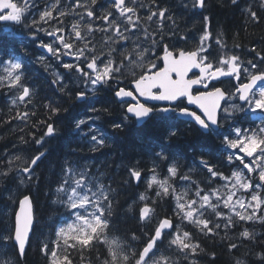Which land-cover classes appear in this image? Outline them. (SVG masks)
<instances>
[{"label": "snow or ice", "instance_id": "6c2138e0", "mask_svg": "<svg viewBox=\"0 0 264 264\" xmlns=\"http://www.w3.org/2000/svg\"><path fill=\"white\" fill-rule=\"evenodd\" d=\"M232 3L236 4L237 0H232ZM204 6L205 0H193V8ZM261 7L264 8V0H261ZM33 11L38 12V18L33 16L29 23L28 16ZM247 11L253 21L259 20L250 7ZM68 17L73 19L70 24H65ZM207 19L205 17V21ZM167 21L176 25L169 9L162 7L159 0H149L148 4L144 0H104V3L100 0H68L64 4L62 0H50L42 7L37 0H0V24L4 25L0 27V48L22 40V34L10 27L13 25L27 27L33 40L41 32L51 37V43L41 40L39 47L60 60L65 69L80 75L86 90L77 92L76 99L85 103L89 102V92L95 95L100 87L112 82L119 85L122 79L130 77L132 89L117 87L114 92L121 101L129 97L136 101L127 105L125 120L131 116L139 124L150 119L166 122L188 117V122L194 123L203 137L220 140L219 151L226 156L229 165L239 162L230 175H225L201 156L198 163L206 170L207 177L200 180L193 179L191 168L182 173L177 161L169 164L167 177L158 179L154 161L147 189L157 186V199L171 195L175 201L173 215L181 223L194 225L204 235L217 236L221 229L227 233L250 222L264 224V71H257L259 66L252 60L245 64L238 55L225 52L227 44L219 35L215 43L221 54L212 58L209 43L212 34L207 27L195 49L170 48L164 43ZM98 33L101 34L99 40ZM157 50H161L162 54L158 55ZM5 55L7 58H0L3 70L0 89L14 93L11 99L13 107L23 105L25 109L17 111L12 119L27 122L36 115L28 110L34 92L24 82L21 60L11 51ZM256 55L264 61L259 52ZM63 57H71L74 62H64ZM194 70H198V74ZM242 76L245 79L242 80ZM222 77H230L237 82L234 91L213 87L207 91L197 89L196 94L193 93L194 86L208 89L211 81ZM58 82H61L59 74L53 83ZM134 93L146 100L166 101L169 106H148L139 102ZM235 99L242 103H231ZM184 100L187 105H195L199 113L187 106L182 107ZM45 107L51 115L47 120L37 122L45 126L43 136L35 139V143L41 146L45 137L55 135L56 128L49 121L61 111L51 104ZM253 114H257L255 119L260 124L254 128L244 127L243 121ZM86 123L85 120H77L75 127L80 129ZM123 126L122 122L113 124L114 129ZM90 131L93 132L92 150L105 146L104 134L98 129L90 128ZM178 131L174 123H169L163 139L172 140L177 137ZM170 155L163 144L161 151L155 153L159 160H168ZM44 156V151L38 152L25 161V166L17 169L21 173V183L25 179L31 180L35 167ZM8 174V171L0 172V176ZM63 174L57 193L62 197L60 202L69 210L71 220L57 228L51 247L48 243L43 244L41 251L48 257L49 264H73V252L79 254L81 264H93L85 255L93 250L97 251L95 259L98 264H179V257L189 261V264H196L190 258L203 249L194 241L192 233L174 224L171 217L158 221L154 235L139 251L123 245L117 237H110L114 190L91 177L87 169H78L70 163ZM129 179L139 182L142 171L130 168ZM177 181L184 185L179 191L175 186ZM139 200L143 202L139 208V219L150 222L155 215L156 201L149 203L150 197L144 193L140 194ZM32 224V202L29 196H24L19 201L14 233L0 237V241L5 244L12 241L18 254L23 256ZM239 236L244 240L255 239V234L247 227L240 231ZM165 239L167 247L162 248ZM99 245L105 246L106 256L99 254ZM238 247L236 243L229 244L230 251ZM173 253H178L179 257L174 258ZM236 264L244 262L237 260Z\"/></svg>", "mask_w": 264, "mask_h": 264}, {"label": "trees", "instance_id": "16d2710c", "mask_svg": "<svg viewBox=\"0 0 264 264\" xmlns=\"http://www.w3.org/2000/svg\"><path fill=\"white\" fill-rule=\"evenodd\" d=\"M162 1L178 6L182 10L177 12L174 7L171 8L170 6L168 8L171 10L173 18L176 17L177 21H181L180 25H176L179 31L178 35L187 36L188 38L199 36L203 34L205 27H207V30L212 34L211 42L213 46H216L219 51L221 50L215 43L218 35L227 44L225 52L235 53L241 60L246 62L252 60L259 66L257 71H264V61H261L256 55L259 52L261 56H264V8L261 7V0H237L236 4H233L232 0H207L202 12L192 7L193 0ZM182 1H184L183 4ZM249 7L257 13L258 21H253L250 18L247 11ZM205 17L208 18L207 21H205ZM236 45H239V47H236ZM4 48V46L0 48V52H3ZM252 49H255V51H252ZM26 74L27 72L24 70V77H26ZM38 84L36 81L31 82L34 95L32 97L33 104L28 106V110L30 112L34 111L36 115L30 117L27 122L12 119L17 111H23L21 107L15 108L11 104V98L14 96L13 92L8 93V89H0V172H9L7 176H0V237L14 233L15 212L22 197L26 195L32 197L36 217L35 231L24 258L21 259L12 241H8L7 244L0 241V264H5L6 261L9 264H49L48 257L41 251L42 246L44 243H48L51 247V241L56 238L57 228L65 221L71 220L69 210L60 202L62 197L57 193V189L63 180V170L68 163L78 169H87L91 177L105 185H110L114 190L112 193L113 208L110 218V236L117 237L123 245L131 246L137 251L142 250L148 239L154 235L158 221L165 217H171L175 224H179L184 230L192 233L195 242L209 243L205 236H200L198 228L187 222L181 223L173 215L175 201L171 195L157 199L155 195L156 188L147 189V181L152 175L151 169L154 166V161L160 179L167 177V164L173 161L179 162L182 173L188 172L190 168H186V161L185 163L182 162V153L184 152L188 156H196V158L202 156L197 153L190 155L189 152H185L189 148L201 152L202 147L194 145V138L189 140V148H181L179 142H176L177 145L170 144L168 150V153L171 154L170 158L159 160L155 157L159 147L158 134L154 135V132H158L159 129L152 128V125L148 124L136 131L139 135L141 134L140 137L143 140H146V145L149 147L147 152L139 143L141 138L131 137L128 133L124 134L123 131L111 129L113 119L112 122H107L99 116L100 131L102 133L108 131L110 135L106 139L105 146L93 151L91 135H86L87 140L85 143H78L79 135L75 133V130L78 133L87 131L86 124L81 126L80 129L75 127L76 121L83 118L81 115L85 107L81 104L77 105L76 102L72 107L64 104L63 100L67 96L70 97L67 89H60L57 103L52 104L51 96L55 92L53 94L52 88V90L46 88L44 92L50 97L46 102H43L37 95L40 89ZM48 104L59 107L61 111L52 116L49 121L55 125V135L45 137V142L41 146L35 143V139L43 136L45 126L37 122L47 120L51 115L45 107ZM113 136L122 138V142L119 141L118 143L120 149L116 146L115 150H110ZM147 139L149 140L147 141ZM151 148L154 149L153 152L150 151ZM41 151L45 152V156L36 166L31 180L25 179L21 183V173L17 169L25 166V161ZM103 156H105L104 159H102ZM16 157H19V159H16ZM197 166L196 161V164L191 167L193 169V179H198L199 169ZM130 168H138L142 171L140 182L129 179ZM175 186L178 191L184 187L183 183L179 181L175 182ZM141 193L150 197L149 203L153 200L156 201L154 204L155 215L150 222H142L139 219V208L143 206V202L139 200ZM258 224V222L250 223V227L252 230H256L259 228ZM245 225L240 226L241 228L231 229L232 236L234 235L235 239L238 238L241 229ZM260 226L264 228V224H260ZM133 236L136 239H132ZM256 242L248 243L243 247L236 240L239 247L233 249L231 262L236 264L237 260H242L245 262L244 264H258L261 261L259 264H264V246H261L264 242L262 241L260 244ZM167 243L168 241L165 239L161 247L166 248ZM209 244L206 248L202 247L203 252L209 255L213 251L217 256L215 260H200L197 255L190 259L195 260L196 264H228L223 254L226 253V250L228 252L229 245H224L223 248ZM98 251L101 257L107 255V250L103 245L98 246ZM85 255L93 261V264H98L95 259L96 250L85 253ZM72 256L73 264H81L78 253L73 252ZM173 257L177 258L179 254L173 253ZM179 264H189V261L179 257Z\"/></svg>", "mask_w": 264, "mask_h": 264}, {"label": "flooded vegetation", "instance_id": "af4514ba", "mask_svg": "<svg viewBox=\"0 0 264 264\" xmlns=\"http://www.w3.org/2000/svg\"><path fill=\"white\" fill-rule=\"evenodd\" d=\"M160 1V0H159ZM50 0H37L38 5L41 7L44 6L45 4H48ZM68 0H62V4L67 3ZM100 3H104V0H100ZM145 4L149 3V0H144ZM162 7H167L169 8L170 6L165 4L164 6L161 5ZM175 7V5H174ZM102 11V9H101ZM169 12L171 14V10L169 9ZM145 14V13H142ZM33 16H36L38 18V12L33 11L29 16L27 22L30 23L31 19ZM72 17H68L65 19V24H70ZM52 23H55L53 21ZM167 27L164 29L165 32V40L164 43L168 44L170 48H175V49H185V50H193L196 48L197 44L199 43L200 37L199 36H193V37H187V36H181L178 35L179 31L170 21H167ZM0 27H4L3 24H0ZM11 28H15L18 33L22 34V40H18L14 42L11 45L5 44L4 47L7 48V50H4L3 53L0 52V58H7L5 53L11 51L13 55L18 57L21 62L24 65V70H37L39 74L41 75V79L38 80V78H34L36 80V83L38 82L40 85L39 93H37L38 98H40L43 102H46L50 96L46 94L44 91L46 88H52V93L55 94L51 96V103L55 104L57 99L59 98V90L60 89H67V91L70 94V97L67 96V98L64 101V104L72 107L75 102L78 104L83 105V107L86 108L85 110V115L83 116L82 119L80 120H85L86 123V129L89 132V135H92L93 132L90 131V128L95 130L98 127V120L99 116L105 119L110 118L114 119L116 123H123V127L120 129H115L117 131H123V133H128L131 137H139L141 138V142H139L145 151L149 149V147L146 145V140H143L141 134L136 133V131H139L140 129L144 128L146 125L151 124L152 128L154 127L155 129H159L158 132H154V135L158 134V149L157 152L161 151V146L160 145H165L166 146V152H168L170 148V144H175L177 145L176 142H179V145H181V148L183 147H188L189 148V140L194 138L193 143L194 145L201 146L202 148L200 149L201 152H197V150L193 151V149H188L185 150V152H189L190 155L193 153L201 154L206 160L209 161V163L216 165L221 171L224 172L225 175H230L232 170H234L239 162H234L233 164L229 165L226 161V156L219 151L220 147V140L216 137H209L205 138L201 135V133L198 131L197 126L194 123L188 122L189 119L179 117L178 120H172V121H159L156 119H150L142 124H138L134 118L129 116L128 120H125L124 117L126 115L125 109L129 103H136V101L132 100V98H124L123 101L119 100L115 95L114 92L117 87H124L125 89H132L133 85L131 84V78L129 77L128 79H122V82L117 85L115 82L110 83L109 85H105L103 87H100L95 95H92L91 92H89V102L85 103L83 101H78L76 99V93L80 91H85V84L83 83L80 75L76 73L74 70L69 71L68 69H65L60 60H57L55 57L51 56V54L47 53V51L41 47H39V43L42 40L45 43H51L52 38L46 36L44 33H37V39L33 40L31 38V34L29 32V29L27 27H20V26H10ZM45 27H48V25H45ZM175 32V35H172V33ZM101 34H97V40H99ZM167 35V36H166ZM158 38V37H157ZM211 44L210 48V53L212 58H218L219 55L221 54V51L218 50L216 46H213L211 40L209 41ZM99 47V45H98ZM228 54H235L231 52H227ZM157 54H162L161 50H157ZM236 55V54H235ZM43 57V59H41ZM64 62H74L71 57H63L62 58ZM243 61V60H242ZM246 64V61H244ZM2 70V68H0ZM258 70V69H257ZM198 74V70H194ZM57 74H59L61 78V82L58 83H53L54 80L57 79ZM25 80L24 82L30 87L31 86V81L28 77V75H25ZM192 74L190 73V77ZM241 79H245L244 76L241 77ZM236 81L233 78L230 77H222L219 80L211 81L209 83L208 89L203 88V86H194L193 88V93L196 94L197 89L199 91H207L211 90L213 87H219L227 92H232L235 90V85ZM88 89H91V85H88ZM134 95L137 96V99L141 103H145L148 106H153L156 105L158 107H166L169 106L168 102L166 101H151V100H146L143 97H139L138 94L134 93ZM12 99V98H11ZM233 103H239L240 101L238 99H235L231 101ZM30 106V105H29ZM32 106V104H31ZM100 106V108H98ZM109 106V107H108ZM181 106H187L190 108V110L197 111L199 113V110L194 107L193 105H187V101L184 100L183 104ZM21 107V110L24 111L23 105L19 106ZM91 109H96V111H92ZM106 109V111H105ZM170 115V114H169ZM251 117V116H250ZM106 121V120H104ZM255 123L260 124L259 120H253L249 121V119H246L243 121V126L244 127H252L251 125ZM89 123V124H88ZM169 123H174L176 127L178 128V135L177 137L173 138L172 140H164L163 137L166 134V129L168 127ZM111 124V123H110ZM54 125V123H53ZM255 125V124H254ZM55 127V125H54ZM111 129H113V124H111ZM99 130V129H98ZM100 131V130H99ZM156 131V130H155ZM102 133V131H100ZM105 134H109L108 131L104 132ZM123 135V134H122ZM114 138V136H113ZM116 142L119 141V137L116 136ZM150 139V138H149ZM147 139V141L149 140ZM114 140V139H113ZM119 145V144H118ZM117 145V146H118ZM194 146V148H195ZM120 147V146H118ZM154 147V146H153ZM115 150V149H113ZM151 152L154 151V149H150ZM148 152V151H147ZM182 162L185 163L186 161V168H191L199 162V158H196V156H188L186 153H182ZM187 155V156H186ZM169 166V163L167 164ZM197 168L199 169L197 177L200 180H203L207 177V172L205 169H202L199 166ZM141 181V180H140ZM203 186V185H202ZM244 224H241L243 226ZM244 227H247L249 231L253 232L255 234V239L254 240H244L238 236L237 239L234 238V235L232 236V231L231 229L225 233L223 229L220 230L219 235L217 236H212V235H204L202 233H199L200 236H205L207 241L212 244V246H217V247H223L224 245H229L230 243H236V240L238 244H241V246L245 247L248 243H252L257 241L256 243H261L262 241L264 242V228L261 226L256 229L252 230L250 227V223L246 224ZM243 227V228H244ZM241 228V227H240ZM243 228L241 230H243ZM111 237V236H110ZM203 244L199 243L201 248L204 247L206 248L210 244ZM263 247L264 244H261ZM213 248V247H212ZM224 248V247H223ZM216 249V247H215ZM228 252L226 250V253L223 254L225 256V260L227 259L226 263L233 264L231 262V255L233 249L230 251L229 246H228ZM218 250V249H217ZM198 258L200 260H215L217 258L216 254L207 253L201 251L198 253ZM223 257V256H222Z\"/></svg>", "mask_w": 264, "mask_h": 264}, {"label": "bare ground", "instance_id": "6f19581e", "mask_svg": "<svg viewBox=\"0 0 264 264\" xmlns=\"http://www.w3.org/2000/svg\"><path fill=\"white\" fill-rule=\"evenodd\" d=\"M159 3H160V5H167L168 3H164L162 0H160L159 1ZM169 6H171V8L172 7H174V5H172L171 3H169L168 4ZM176 7V6H175ZM174 7V8H175ZM198 10V9H197ZM175 11H177V12H181L182 10H180V8L178 9V10H176L175 9ZM172 15V14H171ZM174 19H175V21H176V24L178 25H180V20L179 21H177V18L176 17H174ZM170 23H172L171 21H170ZM167 36V35H166ZM4 50H7V48H4ZM3 53V52H2ZM26 72H27V75H28V77H29V79H30V81L32 82V81H36L34 78H31L32 76L33 77H35V78H41V75L39 74V72L37 71V70H26ZM39 85V84H38ZM57 103V102H56ZM33 104V103H32ZM85 110H86V108L85 109H83V111H82V115L81 116H87V115H85ZM103 119L104 120H106L107 122H112L111 120L112 119H110V118H107V119H105L104 118V116H103ZM110 119V120H109ZM114 123H116V121L113 119V124ZM89 124V123H88ZM95 128H97V129H99L100 130V127L98 126V127H95ZM75 133H77L79 136V139H78V143H85V141L87 140V138H86V135L84 134V133H78L77 132V130H75ZM103 134H104V136L106 137V139L107 138H109V135L110 134H105L104 132H103ZM53 137V136H52ZM122 138H119V141L120 142H122V140H121ZM116 138H115V136H114V140L112 141V143H111V146H110V150H113L117 145H118V143H119V141H117V144H116ZM118 147V146H117ZM121 148V147H120ZM119 147H118V149H120ZM168 153V152H167ZM105 158V156H103L102 157V159H104ZM42 159V158H41ZM41 161V160H40ZM35 170V169H34ZM20 201V200H19ZM247 258V257H246ZM258 259V258H257ZM259 260V259H258ZM242 261V260H241ZM250 262V261H249ZM248 262V263H249ZM261 262V261H260ZM260 262H258V264L260 263ZM245 263V262H244Z\"/></svg>", "mask_w": 264, "mask_h": 264}, {"label": "water", "instance_id": "95a60500", "mask_svg": "<svg viewBox=\"0 0 264 264\" xmlns=\"http://www.w3.org/2000/svg\"><path fill=\"white\" fill-rule=\"evenodd\" d=\"M206 1L207 0H205V3H206ZM198 9V11L199 12H202L203 11V9H204V7L203 8H197ZM190 75V74H189ZM240 103H242L241 101H240ZM194 107H196L195 105H193ZM197 108V107H196ZM198 109V108H197ZM199 110V109H198ZM200 111V110H199ZM183 118H186V119H189L188 117H183ZM139 124H142V123H139ZM40 162V161H39ZM39 162H38V164H39ZM36 168V167H35ZM26 196H29L30 197V199H31V202H32V214H33V224H32V228H31V230H30V232H29V241H28V243L26 244V246H25V253H24V255L23 256H20L21 257V259H23L24 258V256H25V254H26V252H27V250H28V248H29V246H30V244H31V240H32V237H33V234H34V231H35V225H36V217H35V206H34V202H33V199H32V197L30 196V195H26ZM24 197H22L20 200H22ZM17 212H19V203H18V209H17V211H16V213ZM15 220H16V214H15ZM174 223V222H173Z\"/></svg>", "mask_w": 264, "mask_h": 264}, {"label": "rangeland", "instance_id": "374dc122", "mask_svg": "<svg viewBox=\"0 0 264 264\" xmlns=\"http://www.w3.org/2000/svg\"><path fill=\"white\" fill-rule=\"evenodd\" d=\"M171 1H173V0H171ZM183 3H184V1H182V4H183ZM177 7H178V6L175 7L176 10H178V9L180 8V7H178V9H177ZM180 10H181V8H180ZM2 74H3V70H1L0 75H2ZM7 92L9 93V91H7ZM231 103H233V102H231ZM234 104L239 105V103H234ZM238 115H239V114H238ZM255 115H257V114H253V115L249 118V121L258 120V119H255ZM254 124H255V125H254ZM254 124L251 125L252 128H254V127H256V125H258V123H255V122H254ZM82 126H83V125H82ZM84 134L88 136V135H89V132H88V131H84ZM236 162H238V161H236ZM236 162H235V163H236ZM158 179H160V178L158 177ZM153 187H155L156 190H158V189H157V186L154 185ZM250 223H252V222H250ZM258 226L260 227V223L258 224Z\"/></svg>", "mask_w": 264, "mask_h": 264}]
</instances>
